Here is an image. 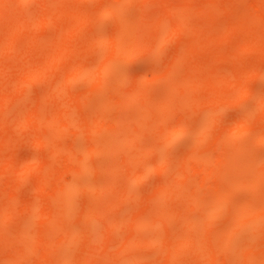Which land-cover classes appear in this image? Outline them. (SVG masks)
Returning <instances> with one entry per match:
<instances>
[{"label": "rangeland", "instance_id": "rangeland-1", "mask_svg": "<svg viewBox=\"0 0 264 264\" xmlns=\"http://www.w3.org/2000/svg\"><path fill=\"white\" fill-rule=\"evenodd\" d=\"M20 1L23 2L18 0H7L8 4L2 2V9L5 10L2 11L9 12L11 7L12 10L19 11L20 14L39 12L38 16H40L44 9L43 5L48 3L52 8L61 7L68 13L86 14L94 11L99 2L103 0ZM109 1L116 5L118 13L115 11L114 15L98 17L92 22L81 24L77 31L67 39L68 47L65 50L63 61L48 69L41 79L22 85L19 90L14 89L18 87L16 80L20 77V74L17 73L23 72V67L40 64L54 51V47L45 39L52 38L58 32L59 27H67L71 17L67 15L57 19L56 21L59 20L57 23L40 25L31 29V33H22L13 39L14 45L8 46L4 44V39L11 16L10 13H0V92L5 90L2 93L12 94L8 103L0 108V123L5 121L2 126L0 125V172L3 166L9 163L16 167L26 166L24 164L27 162L36 164L29 171L25 169L24 173L28 172L23 179H16V174L10 171L8 179L6 176L8 172L0 173V264H47L48 259H53L50 264H80L79 259L85 257L84 255L96 257L101 254H103L101 257L98 256L101 259H96L98 262L91 260L94 259L92 257L91 259L86 258L92 262L86 264L95 262V264H108L112 262L111 260L114 262L115 259L117 261L120 258L124 259L122 264H164L161 257H166L163 251L169 246L167 248L165 246V249L163 246L167 244L165 242L174 237L173 234L175 235L181 230L185 236L181 234L182 232L180 233L182 236L179 235L187 236L189 244L184 245V248L183 246L179 248L178 253L182 249V254H179L181 256L177 254L176 256L179 257L174 262L196 264L202 258L201 254H197L198 251L199 253L201 251L198 248L203 250L204 247H211L217 241L216 238L218 236L220 238V233L227 228L226 226L229 227L231 222L228 219L230 217L225 218L228 215L224 214L234 211V207L240 209L238 208L239 204L254 196V190L250 186L245 185L241 189L237 188V192H233L235 194L230 197V201L227 198L228 200L223 205L225 209H227L225 206L228 205L234 207H230L229 212H227L228 210L225 212L222 208L223 210L220 211L223 212H218L220 215L216 214L213 217L215 219H212L213 222L209 223V221L208 225H205L203 215L206 213L205 209L210 207L206 202H209L210 197H212L210 200H213L214 193L217 194L214 187L209 188L215 184L216 177L213 173L208 172V167L212 164H215L212 165L214 168L218 165L221 167L223 162L218 161L221 164H217L215 161L217 157L205 159L208 160V163L205 164L199 161L198 165L201 168L204 167L203 171H196L189 167L186 169V180L181 181H178L177 178L182 166L179 167L180 170L177 169L178 172L175 171L184 160V155L186 156L191 151L188 152V149L195 142L194 126L200 120L208 123L210 117L203 119L207 118V115L210 116L211 113L212 115L214 113L211 116V118L214 117L211 119L214 122H218L217 119H219L217 124H210L214 126H206L207 133L211 136L210 133L218 131L226 134L227 126L234 125L245 116L246 118L250 117V113L255 114L262 111L259 102H264L262 100L264 97V55L259 51H245L236 59H229L226 56L218 58L204 49V45H200L193 52L184 56L183 63H189L188 66L177 65L168 76L171 80L183 74L221 76L238 72L247 66L259 68L258 71H263L258 72L259 76L246 80V85L252 94L243 98L239 104L227 103V105L218 108L200 105V109L193 110L190 106H186L188 104L183 101L184 99H181L179 95L180 98H176L177 94H174L176 100H174L173 106L167 110L166 119L174 125L187 126L188 132L182 134L184 136H180L171 144L163 147L160 145V148L155 149L152 145L151 126L138 128L139 141L133 146V142L131 146L122 144L120 140L123 141V135L126 134H118L119 130H123L122 132L125 133L127 127L140 118L141 108L148 107L145 105H148V101L152 103H149L150 105H156L169 92L168 84L170 82L166 80L168 78L152 79V74L167 67L172 59L181 53L188 41L196 40L198 44L202 40L206 41L205 32L213 34L225 29L233 22L232 13L235 14L236 19L239 8L241 10L244 8L242 4L246 0H192L200 9L194 11L189 17L185 15L188 23L184 24L185 28L174 38L164 43L160 49L154 45L150 51L133 50L127 57H112L109 67L101 75V84L93 86L90 82V80L93 81V77L90 79L88 76L91 77L94 74L93 65L95 63L100 62L104 56L112 55V40H118L119 37L125 36L130 38V40L125 38L127 42L131 41V33L129 32L130 35L126 34L127 31H130L129 28L126 29L127 26L150 22L151 27H154L155 21L152 20L168 9L178 7L179 3V0H168L167 2L154 0ZM209 1L212 2L208 4ZM205 6L207 8L202 10V7ZM182 20L181 13H172L168 17L170 28L182 23ZM259 26L262 28L264 26L257 23L256 30L260 32L262 28L258 30ZM31 34L34 36L39 34L42 39L34 40ZM233 34L237 35V33ZM259 34L263 35V33ZM155 36L152 35L153 38ZM136 37L140 39V36ZM149 38L150 35L145 36V39ZM131 46V44L125 45L128 48ZM232 47L231 40L212 44L214 52L231 53ZM77 65L82 66V76L67 81L66 72ZM90 72L92 75L89 74ZM129 87H135L141 93L136 102L129 105L114 102V99L121 96ZM225 92L231 93L228 89ZM198 93L199 95L192 93V99L198 100L203 96L202 92ZM182 104L185 105V108ZM62 110H67V112L62 114ZM58 112L61 113V116L57 115ZM52 116L64 121V124L55 126L49 124L48 120ZM257 116L259 115H256V119L250 120L255 121L249 131L229 136L226 139H229L228 142L223 140L226 145L230 144L231 148L228 146L227 148L230 149L226 148L229 153L231 151L234 154L228 164L223 163L227 166L222 165L223 168L219 170H227L228 165L232 166V164L249 167L253 163L248 158L250 155L259 162L264 160V142H258L256 139L259 133L264 132V118L260 120L257 119ZM96 117L100 118L99 122L102 120V125L99 128H94V131H87L86 127L78 124L79 122L87 124L88 120L90 122V119H96ZM15 120L18 123L14 122ZM7 122L11 123L7 124L8 127L5 125L3 127V124ZM47 122L48 124H46ZM9 125L15 127L11 128ZM80 127L85 128L86 131ZM221 132L219 135L222 134ZM118 135L119 138L122 135L120 140L117 139ZM34 138H42V142H36ZM213 140L215 139L211 137L199 146V149L204 152L203 157L209 154L205 148L220 151L223 148L224 150V147L220 148V145H225L224 142L219 144L221 143L219 142L220 138L216 139L218 141L216 143ZM214 144L216 146L219 144V146L214 148ZM93 147V152L85 156L82 163L77 162L86 148L92 149ZM217 150L212 151L211 149V152L215 155ZM234 156L235 158H233ZM162 157L169 161L167 165L170 168H164L166 171H159L155 165ZM213 161L215 162L213 163ZM78 163L83 166H79ZM73 165L78 168V172L76 174L72 172L73 175H71V172H67L69 169L67 167H73ZM78 166L81 168L79 169ZM218 167L216 168L218 169ZM239 171L238 177L234 175V179L239 178L237 180L242 181L247 179V175H250L248 170ZM64 172L67 173L64 174ZM135 172L142 176L139 179L127 178L128 173ZM21 176L19 177L21 178ZM202 178L204 185L201 187L199 182ZM10 179L16 181L14 189L7 185V181ZM62 179L68 180V183ZM40 181H44L46 184L42 190L36 187ZM58 181L69 186L65 195L56 199L52 196V189ZM112 185H118L116 189L124 186L127 192L122 197L120 196L122 193L119 195L116 191L115 196L113 192L117 186L112 188ZM124 187L123 190H125ZM157 187L168 190V192L164 191V195H155L153 191ZM224 189L226 192V188ZM262 189L264 191V185ZM263 191L261 192L263 193ZM119 192L123 191L119 190ZM190 192L193 195L194 207L193 204H188L187 211L184 213L182 209L187 203H183L187 197L190 196L189 200L192 198ZM212 192L213 194H211ZM98 193L100 194L98 195ZM184 193H189L185 199L181 198ZM166 194L168 196H165ZM221 195V192H218L217 197H222ZM112 196L114 197L111 198ZM111 199H116V203L112 204ZM203 203L207 204V207H203ZM10 206L15 208V212L9 217H4L6 214L3 212L6 213V209ZM88 207H94L99 212H93L95 215L88 217L84 214ZM159 207L164 211H160ZM178 207H183L180 212L184 213L183 216L187 215L185 220H183L185 217L180 216V212H176L179 210ZM154 211L158 214L165 212L156 225H153L152 222ZM174 213L179 214L176 216ZM48 217H51L52 221ZM133 218L136 220L131 224ZM186 220H190L191 224L187 229L184 226ZM157 235L160 236L158 242ZM36 238H39L40 242L35 241ZM101 240H106L108 243ZM125 241L128 248H125L126 246L123 244ZM170 241L168 245L174 240ZM251 241L256 243V249L264 246V219L247 227L246 230L239 231L235 237L228 238L226 254L219 253L217 260L209 264H244L242 256L241 259L236 257L240 254L234 255L233 250L237 249L238 251L235 252L240 253L241 248L254 245ZM100 242L106 246H100ZM245 243L246 245H244ZM172 245L175 246V242H172ZM122 250L126 252L124 253ZM225 251L221 253H225ZM88 253L90 254L88 255ZM91 253H95V255H91ZM113 253L114 255L121 253L123 256L109 259L114 257ZM161 254L163 255L161 256ZM250 264L255 263L251 262Z\"/></svg>", "mask_w": 264, "mask_h": 264}, {"label": "bare ground", "instance_id": "bare-ground-1", "mask_svg": "<svg viewBox=\"0 0 264 264\" xmlns=\"http://www.w3.org/2000/svg\"><path fill=\"white\" fill-rule=\"evenodd\" d=\"M18 1L23 2L20 0H18ZM25 1L30 2L31 0H24V2ZM132 1H136V0H132ZM154 1L167 2L168 0H154ZM2 2H5L6 4H8L7 0H0V13H10V16H11V21L8 23V25L6 27L5 39H4V44H6L8 46L14 45L13 39L16 38L17 36L21 35L22 33L23 34H26V32L31 33V29L33 30L34 28H37L40 25H44V26L52 25L53 23H57L59 21V20L56 21L57 19H60V18L65 17L67 15H70V17H71V21L67 27H65V26L59 27L58 32L55 33V35L52 36V38H50V39L46 38L45 39L48 43H50L54 47V51L51 52L40 64L23 67L22 68L23 72L20 71V73H17V74H20L19 75L20 77H18V79L16 80L17 81L16 84L18 85V87L14 88L17 90H19L22 85H27V84H29V83L37 80V79H41L48 69L52 68V66H54L55 64L61 63L63 61V59L65 58V50L68 47L67 39L77 31L78 27L81 24L92 22L95 19H97L98 17L103 18V17L109 16V15L113 14L115 11H117V13H118V10H116V8H117L116 5L113 3H110L109 0H103V1L99 2L97 8L94 11H92L90 13H86V14H84V13H68L64 8L59 7V8L55 9V8H52L48 3H45L43 5L44 9L42 10V13L40 16H38L39 12L35 13L37 15L25 14V13L20 14L19 11L12 10L11 7L9 8V12H3L2 10H4V9H2ZM210 2H212V1H209L207 3L209 4ZM245 2L242 4V7H244V8H242V10L239 8L238 15H237L236 19H235V14L232 13L233 22L231 24H229L225 29L223 28L222 30H220L216 33H213V34H208L205 32V38H207L206 41L202 40L198 44L196 43V40L188 41L186 43L185 47L182 49L181 53L179 55H177L176 57H174L172 59L171 63L167 67L163 68V70L157 71L160 73L155 72V74H152V76H151L152 79L168 78L169 74L173 72V69L175 70V66H177V65L188 66L189 63H183L184 56L193 52L196 49V47H199L200 45H204V47H205L204 49H207L212 55H214L218 58H222V57L226 56L229 59L230 58L236 59L241 53L248 51V50H256V51H259L260 54L264 55V38H262V37H264L263 36L264 32H261L264 30V28L259 26L257 29L259 30V28H262V30L260 32L256 30L257 23H258V25L264 26V0H246ZM11 3H13V2H11ZM246 4H248V5H246ZM177 6L178 7L168 9L165 13L159 15L154 20H152V21H155L154 27H151L150 22L136 23V24H133L132 26H127L126 29L129 28L128 30H130V31H127V32L125 31V32L128 35H130L129 32L131 33L132 38H131V41H129L130 43L127 42V40H130V38H127L125 36L119 37L118 40L117 39L112 40V42H111L112 47H113L112 55L104 56L100 62L95 63L93 65V70H95L94 74L92 75L91 74L92 72L89 73L92 76L91 77L88 76V77L90 79L93 77L92 79L94 81L93 82L92 80H90L91 84L93 86H98L101 84V82H102L101 75L109 67V62L112 59V57H127L131 54V52H133V50L150 51V50H152L154 45L155 46L157 45V48L160 49L164 43H166L170 39L174 38L177 33H179L181 30H183L185 28L184 24L188 23V20L186 22V16L189 17V15L192 14L194 11L200 9L198 6L195 5L194 1H192V0H179V3ZM6 7H8V5H6ZM206 8H207V6L202 7V10H205ZM172 13H181L183 20H182V23H178L176 25H173L170 28L171 25H169L168 17ZM31 15H32V17H31ZM34 17H37V18H34ZM233 33H237V35H234ZM259 33H263V35L261 36V34H259ZM137 35L140 36V39L136 37ZM146 35H150V38L145 39ZM152 35H156L155 38H153ZM31 37L34 40H41L42 39V37L39 34H37L35 36L33 34H31ZM125 38H127V40H125ZM225 40H231L233 42V47H232L231 53L214 52L212 49V44L213 43H220V42H223ZM2 42H3V40H2ZM210 43H211V45H210ZM126 44L127 45L131 44L132 46L130 48H128V47H125ZM257 69H259V68H256L254 66H247L238 72L223 74L221 76H212V75L198 76V75H192V74H183L180 77H176L173 80L168 78L166 80L168 82H170L168 84L170 86L169 87L170 89H169V92L164 96V98L162 97V99L156 105H150L152 103H150L148 101V105L145 104L148 107H142L141 108L142 113L139 116L140 118H137L134 122H132L127 127V129L124 131L125 133L122 132L123 130L122 131L119 130V133L117 132L118 134H122V135L126 134V135H123V138L121 137L122 135L120 136V138H122L123 141L120 140L119 135L117 136L118 137L117 139L120 140L122 142V144H124L125 146L126 145L131 146V143L133 142L132 143V146H133V144L135 145L139 141V136L137 137L138 128H144V127H148V126L150 127L151 126L150 129L153 131L152 132V134H153L152 145L154 146L155 149L160 148V145H161V147H163L164 145L171 144L174 140H176L177 138H180V136L181 137L184 136L182 134H186L188 132L187 126H177V125H174V124L168 122L166 119L167 110L173 106L174 100H176V99H174V96H173L174 94H177L176 98L181 97V99H184L183 101H185L188 104L186 106L187 107L190 106L193 110L195 108L200 109V105H209V106L218 108L220 106H224L225 104L227 105V103H230L231 105L239 104L243 98H246L247 96L252 94V91L246 85V80L249 78H252V77L259 76L260 75L259 73H261L260 71H262V70L258 71ZM65 75H66L67 81H72V80L79 78L80 76H82V66L77 65L75 67L70 68L66 72ZM16 76H18V75H16ZM129 88H127L122 93L121 96H117L116 99H114V102H116L118 104L122 103L124 105L134 104L136 102V100L141 96V93L135 87H133V88L129 87ZM178 89H179V91H178ZM227 89L231 91L230 94H227L225 92V90H227ZM1 91H2V89H1ZM7 91H9V90H7ZM2 92H5V90H3ZM2 92H0V108L4 107L8 103V101L11 99V95H12V94L8 95L10 93L6 94V93H2ZM198 92H200V93L202 92L201 94L203 96L200 97V99H198V100L192 99L191 94L194 93L196 95H199ZM178 95L180 97H178ZM262 100H264V97ZM146 102H147V100H146ZM259 103H261L260 106L262 107V111L260 113H255V114L250 113L251 114L250 117L247 116V118L249 117L250 119L249 118L247 119L245 116L244 119L242 118L241 120H239V122L235 123L234 125L227 126L225 131H228V132L226 134L224 133L225 135L221 131L213 133V134H215V136H213L212 133H210L211 136L208 135V133H207L208 128H206V126L210 125L211 123H214V125L217 124L219 122V119H217L218 122L215 120L217 123L211 120V119H214V117L211 118V116H213L214 113H213V115L211 113L210 116L207 115L206 116L207 118H203V117H205V115H203V117L201 116L203 119H208V117H210L209 118L210 120L207 121L208 123L204 122V120H200L199 123H197L194 126L193 130L195 132V142L188 149V152L190 150L191 151L189 153H187L186 156L184 155V160L176 168V170L177 169L180 170L179 167L182 166V170H180V172H178V170L175 171V172L179 173L178 178H177V176H175V178H177L178 181H181L184 179L186 180V169L189 167L191 169L196 170V171H203L204 167L201 168L198 165V162L201 161L204 164L208 163V160H205V159H210V158L215 159V157H217L215 159L217 164H221V163H218V161L223 162L225 164H228L232 160V156H233L234 152L230 151V153H229V151L227 149L231 148L229 146L230 144L228 143L226 145L223 140L228 142L229 139L228 140H226V139L229 136L231 137V135L234 136V135H238V134L249 131L252 128V123L255 121V120H252V121H250V120L256 119L255 117L257 114L260 116V117L257 116V119L261 120L264 118V106H262L264 104V102L262 101ZM182 105H184V104H182ZM184 108H185V105H184ZM66 112H67V110L61 111L62 114L66 113ZM61 113L58 112L57 115L61 116ZM208 113H210V112H208ZM34 116H36V115L34 114ZM201 117H200V119H201ZM215 118H217V117H215ZM49 119H50V120H48L49 124H51L53 126H55L56 124H64V121L58 120L54 116H52ZM16 120L19 121V119H16ZM16 120L14 122L18 123V121H16ZM99 120H100V118L96 117V119H94V118L90 119V122L88 120L87 124H85V123L82 124L83 122H79L78 124L82 127H86L87 131H94V128H97V127L99 128V126L102 125V120L100 122H99ZM4 122L5 121H2L0 123V125L2 126V123H4ZM48 122L46 124H48ZM10 123L11 122H7L6 124H3V127H4V125H5V127H8L7 124H10ZM214 125L212 124L210 126H214ZM10 126H11V128L15 127L14 125H13L14 127L12 125H9V127ZM82 127H80V128L82 129ZM82 130L86 131L85 128ZM219 132H221L222 134L219 135ZM216 133H218V134H216ZM257 136L258 137H256V139L258 142H264V132L259 133V135H257ZM211 137H213V139H215V140H213L214 143L218 142V141H216V139L219 140V138H220L219 142H221V143H219V144H222L224 142V144L226 146L220 145V148L224 147V150L222 148L221 151L217 150V149H213V148H210V149L205 148V150L208 151L209 154H207L206 156L203 157L204 152L199 149V146L205 140L207 142L209 139H211ZM36 139L34 138V140L36 142H42V138H36ZM3 140H5V139H3ZM5 141H3V142H5ZM219 144L217 146H219ZM217 146H216V144H214V148L215 147L217 148ZM227 146L230 148H227ZM93 149H94V147L92 149L86 148L85 149L86 151L84 150V153H82L83 155H81L82 157H79V159L80 158H82V159L81 160L78 159L77 162L82 163L83 162L82 160H84V157L87 156L88 154L92 153ZM211 149H212V151L217 150L218 152L214 155V153L211 152ZM233 158H235V156ZM248 158L253 162L251 165H249V167L244 166V165H240V164H236V165L232 164V166L228 165L227 170H219L220 168H223V166H227V165H224L223 163H222L223 166L221 165V167H218L220 165L216 166V167H218V169L216 167L214 168V166H212L215 164H212L208 167V172L213 173L214 177H216L215 181H214L215 184L209 186V188L211 189V187L212 188L214 187L217 194L214 193L215 196H213V200H210V199H212V197H210V199H208L209 202H206L207 204H209L208 206H210V207L208 209H205L206 213H204V215H203L205 225H208L209 221H210L209 223H211V221L213 222L212 219H215L213 217H215V215L218 214V212H223L220 210L222 208H224L223 205H225L224 204L225 201L228 200L227 198H229V201H230V197L234 196L235 193H233V192H237V190H236L237 188L241 189V187H245V185L250 186L254 190V196L252 198L245 199L241 204H239L238 208H240V209H236V207H234V206L231 207L230 205L225 206V207H227V209L224 208L225 212H226V210H228L227 212H229V210L233 207L235 208V210L232 209L234 211H231L229 214L228 213L224 214V215H228V217L225 216V218L230 217V219H228V220L231 223L228 222L229 227L226 226L227 228L224 229L220 233L221 234L220 238L218 236L216 238L217 241L214 242L211 247H208V246L204 247L203 246L204 244L202 243L203 245H201V247H204L203 250H202V248H198L201 251H200V253H199V251L197 252V254L202 255V258H201V260H198L199 262H197L196 264L214 263L217 260V255L219 253L221 255L226 254V251H225V250H227L226 249L227 248L226 241L228 238L235 237V235H237V233L239 231L246 230L247 227L254 225L256 222L258 223L259 220L264 219V191H263V189L261 190V188L264 185V160L259 162V161L255 160L252 155H250ZM196 159H198V160H196ZM215 161H213V163ZM168 162L169 161L167 158L162 157L158 160V162L155 165H157L156 167L159 171L160 170L166 171V170H164V168H167V169L170 168V166L167 165ZM24 165H26V166L16 167V166L12 165L11 163H9L6 166H3L0 173L6 174L8 172L6 175L7 179H8V178H10L8 176V174L10 172H13L16 174V179H18V180L23 179L24 176L26 175V173L31 168H34L36 166V164L27 162ZM78 165L83 166L80 163H78ZM73 167H74V165H73ZM73 167L72 166L67 167V169L69 168L67 170V172H71L70 173L71 175H73L72 172H74V174H76L78 172V168L76 166L74 168ZM80 168L81 167H79V169ZM25 169L28 170L26 173H24V171H26ZM224 169H226V168H224ZM239 170H242V171L248 170L250 175H247L246 176L247 179L242 180V181L237 180L239 178L234 179L235 176L238 177L237 174H238V172H240ZM223 171H225V172H223ZM67 172H64V174ZM17 175H18V178H17ZM126 175H127V173H126ZM175 175H177V173H175ZM19 176H21V178ZM141 176L142 175H138L135 172V173H128L127 178L139 179ZM13 181L14 180H12V179L7 181V185L11 189H14L15 184H16L15 183L16 181H14V183H13ZM62 181H65V180L62 179ZM62 181H60L61 183H59V181H58V183L53 187V189H52L53 198L57 199L58 197H62L65 195L66 190H67L69 185L67 186V184H65ZM238 181H240V182H238ZM65 182L68 183V180ZM224 182H226L225 183L226 185L224 184ZM242 183H243V185H242ZM199 184L201 185V187L204 185V179L203 178L201 179V182H199ZM200 185H199V187H200ZM240 185H242V186H240ZM45 186H46V184L44 181H40L39 184H36V187L40 190L44 189ZM113 186L114 187L117 186V187H115V192H113V193H115V196H116V191H117V193H119V195L122 193L120 195L122 197L127 192V189L124 186L123 187L125 190H123V187L116 189V188H118V185H112L111 187L113 188ZM205 187H206V185H205ZM224 188H226V192H225ZM119 190H121L123 192H119ZM164 191L168 192V190H164L161 187H157L155 189V191H153V192L155 193V195L156 194H161V195L163 194L164 195L165 194ZM261 191H263V193ZM213 192L211 194H213ZM218 192H221L222 197H217ZM169 193H171V192H169ZM99 194L100 193H98V195ZM188 194L187 193L182 194L181 198L185 199L186 198L185 196ZM191 194H192V192H190V195ZM255 195H256V197H255ZM165 196H168V195L166 194ZM191 196H192V198H190V200H189V197H190L189 196L186 199L187 201L185 200V202L183 203V204L187 203L185 205V207L183 206L184 209H182L183 207H181V208L178 207L179 210L178 211L176 210V212H180L181 211L180 209H182V212L186 213L185 212V211H187L186 206L188 204H190V205L193 204V207H194L193 195H191ZM113 197L114 196H112L111 198H113ZM214 197H216V198H214ZM184 199H183V201H184ZM111 200H112V204L116 203V199H111ZM229 201H227V203H229ZM207 204L203 203V205H204L203 207H207L206 206ZM190 207L192 208V206H190ZM93 208L94 207H88L84 211V214L88 215V217H90V216H93V214H94L93 212H99L96 208H94V209ZM159 208H160V211L163 210V209L161 210V207H159ZM155 210H157V209L155 208ZM157 211H159V210H157ZM14 212H15V208H13V206H10L6 209V213L3 212L4 214H6V216H4V217H9ZM182 212H180V216L182 215L181 216L182 218L185 217V218H183V220H185L187 215L183 216L184 213H182ZM163 213H165V212H163ZM163 213H160V212H159V214H158V212L153 213V219H152L153 225H156L157 223H159V218L164 216ZM178 214L177 215L175 214V215L178 216ZM218 215H220V214H218ZM218 215H217V217H218ZM52 218L55 220L54 217H52ZM48 219H50V221H52L51 217H48ZM135 220H136V218L131 219V221H132L131 224H133V222ZM184 226H185V229L189 228L191 226L190 220H186L184 222ZM180 233L185 236V234L181 230L179 232H176L175 235L173 234L174 237L172 239H170L171 241L174 240L172 242H175V246L172 245V242L170 240L165 242L167 244H164L163 248L165 246H166L165 248H167L168 246H169V248H167L168 250L164 248L165 250H167V251H165V250L163 251V253H165L164 255L166 257L162 256L163 254H161V256H162L161 258H162V260H164V262L161 259L160 260L164 264H177V263L181 264L178 261H176L177 263L174 261L177 259V257L181 256L179 254L181 253L182 249H180L181 251H179L180 253H178L179 248H182V246L184 248V245L189 244V240H188L187 236L181 237L182 235ZM189 239H190V237H189ZM106 240H101V241H105L108 243V241H106ZM137 240H135V241H137ZM156 240H157V242L160 241V236H158L156 238ZM35 241L40 242L39 238H36ZM152 241L155 242L154 239H152ZM169 241L171 242L170 245H168ZM46 243H44V244H46ZM100 243H101L100 246L102 244H104L102 242H100ZM107 243H105V244H107ZM137 243H139V242H137ZM251 243H254V241H251ZM251 243H249V244H251ZM123 244H124V246H126L125 245L126 241ZM255 244L256 243H254V245H248L247 244L248 246L241 248L240 253L235 252V251H238L237 249H235V251L233 250V253H234V255L240 254L238 256L236 255V257L240 258L242 256V259H243L242 261L244 264H250L251 262H253L255 264H264V246L261 245L262 247H258V249H256L255 247L257 245L255 246ZM122 245H121V247H122ZM244 245H246V243ZM45 246L48 247L49 245H45ZM102 246H106V245H102ZM125 248H128V247L126 246ZM259 248H261V249L259 250ZM101 249H103V248H101ZM124 250L127 251V249H124ZM124 250H122V251L124 252ZM95 251L97 252V250H95ZM119 251L121 252V248L119 249ZM224 251H225V253H221ZM123 252H122V254L125 253V252L124 253ZM89 254L90 253H88V255ZM119 254L122 255L121 253H119ZM177 254L179 256H176ZM91 255H95V253H91ZM102 255L103 254L97 255L96 257L95 256H89L88 257L87 255H84L85 257H81L79 259V262H80V264H86L87 262L92 263L90 261V259L92 257L94 259H91V260L98 262V260H96V259L98 258V256L101 257ZM120 255H118V254L114 255V253H113L114 257H112V258L110 257L109 259H113V258H115V256L117 258V256H120ZM100 257L98 259H101ZM86 258H90V259H86ZM239 258H237V259H239ZM109 259H108V261H109ZM50 260L51 259H48L46 261V263L47 264L52 263L53 259L51 261ZM122 260H124V259L120 258V259H117V261L115 259L114 262H113V260H111L112 262H110V263L111 264H122ZM118 261H120V262H118ZM239 261H241V260H239ZM161 262H159V263H161ZM95 263H93V264H95ZM110 263H108V264H110Z\"/></svg>", "mask_w": 264, "mask_h": 264}]
</instances>
